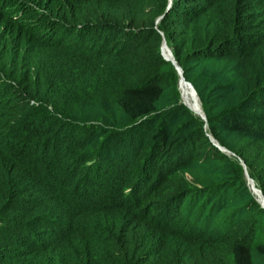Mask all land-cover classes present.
<instances>
[{"label":"trees","instance_id":"obj_1","mask_svg":"<svg viewBox=\"0 0 264 264\" xmlns=\"http://www.w3.org/2000/svg\"><path fill=\"white\" fill-rule=\"evenodd\" d=\"M237 157L264 195V0H0V264H264Z\"/></svg>","mask_w":264,"mask_h":264},{"label":"bare ground","instance_id":"obj_2","mask_svg":"<svg viewBox=\"0 0 264 264\" xmlns=\"http://www.w3.org/2000/svg\"><path fill=\"white\" fill-rule=\"evenodd\" d=\"M164 47L167 48L166 52L163 50L165 56L173 59L174 56L172 55L171 50L166 45H164L163 48ZM179 87H180L181 93L184 97L185 103L192 109V111L194 113H196L197 115H199L202 118L203 108H202V104L200 102V99L198 97V94L196 93L193 86L184 79V77L181 75V73H180V77H179ZM248 173L249 172L247 170L246 178H249ZM248 185L250 186V188L252 189V191L255 193V195L257 197L261 196V193H260L258 187L255 185V183L251 177H250V181H249Z\"/></svg>","mask_w":264,"mask_h":264},{"label":"water","instance_id":"obj_3","mask_svg":"<svg viewBox=\"0 0 264 264\" xmlns=\"http://www.w3.org/2000/svg\"><path fill=\"white\" fill-rule=\"evenodd\" d=\"M172 1L173 0H169V7L171 6V4H172ZM161 19V16L158 18V22H159V20ZM164 45H166V46H168L167 45V42H166V40H165V38H164V40L162 41V45H161V52H162V55H163V57L166 59V60H169V61H171L173 64H174V66H175V68H176V70L178 71V73L180 72L181 73V75L184 77V75H183V71H182V68H181V66L179 65V63L177 62V60L175 59V56H174V58L173 59H171V58H169V57H167V56H165V54H164V52H163V46ZM169 47V46H168ZM173 54V53H172ZM174 55V54H173ZM180 73H179V75H180ZM184 79H185V77H184ZM186 80V79H185ZM187 81V80H186ZM187 82H189V81H187ZM190 83V82H189ZM191 84V83H190ZM192 85V84H191ZM193 86V85H192ZM194 88V87H193ZM195 89V88H194ZM179 90H180V87H179ZM196 91V90H195ZM180 92H181V90H180ZM197 93V92H196ZM181 97H182V95H181ZM199 97V96H198ZM200 99V98H199ZM200 102H201V100H200ZM183 103H185L184 101H183ZM186 104V103H185ZM202 104V103H201ZM187 105V104H186ZM188 106V105H187ZM189 107V106H188ZM190 108V107H189ZM191 109V108H190ZM202 118L204 119V120H206V117H205V114H204V111H203V115H202ZM207 124V123H206ZM212 140H213V142H215V144L217 145V146H219L220 147V149L224 152V153H226L228 156H234L235 157V154L233 153V152H231L230 150H228L227 148H225V147H222V146H220L217 142H216V140L214 139V138H212ZM238 158V157H237ZM239 159V158H238ZM239 161H240V164L242 165V167H243V169H244V174H245V177H246V172H247V170H248V168H247V166H246V164H245V162L243 161V160H241V159H239ZM247 186L249 187V185H248V183H247ZM249 189H250V191L255 195V193L251 190V188L249 187ZM259 189V191H260V193H261V196L260 197H257L256 195V199H257V201L264 207V195H263V193H262V191H261V189L260 188H258Z\"/></svg>","mask_w":264,"mask_h":264},{"label":"rangeland","instance_id":"obj_4","mask_svg":"<svg viewBox=\"0 0 264 264\" xmlns=\"http://www.w3.org/2000/svg\"><path fill=\"white\" fill-rule=\"evenodd\" d=\"M168 47V46H167ZM169 48V47H168ZM170 49V48H169ZM163 50L166 52L167 51V48L166 47H164L163 48ZM171 50V49H170ZM162 53V52H161ZM176 69V68H175ZM177 71V70H176ZM177 73H178V71H177ZM178 75V88H179V73L177 74ZM181 95H182V93H181ZM182 101H184V97H183V95H182ZM185 102V101H184ZM192 110V109H191ZM194 113V112H193ZM194 114H196V113H194ZM197 115V114H196ZM14 137L15 136H8V137H6V138H3L4 139V142H11L13 139H14ZM7 145V144H6ZM8 150V149H7ZM234 157V156H233ZM249 174V173H248ZM250 176V175H249ZM244 178H245V180H246V177H245V174H244ZM247 180H248V183H249V181H250V178H247ZM247 180H246V183H247ZM256 197V196H255Z\"/></svg>","mask_w":264,"mask_h":264}]
</instances>
